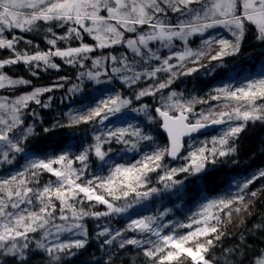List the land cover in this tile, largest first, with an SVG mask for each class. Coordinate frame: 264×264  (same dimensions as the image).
Here are the masks:
<instances>
[{
    "label": "snow or ice",
    "instance_id": "1",
    "mask_svg": "<svg viewBox=\"0 0 264 264\" xmlns=\"http://www.w3.org/2000/svg\"><path fill=\"white\" fill-rule=\"evenodd\" d=\"M217 29L231 38L213 35L195 49L189 46L193 37ZM15 30L42 34L47 48L22 35H6ZM249 34L264 44V0H0V53H8L0 55V90L31 89L14 97L0 95V166H11L20 156L25 161L0 176V264H30L36 256L40 264H71L90 245L88 220L121 216L162 192L186 190L189 177L204 181L217 164L236 163L240 134L249 124H264V72L238 86L215 87L206 97H185L171 89L182 76L223 67L226 57L241 52ZM177 42L183 47L178 49ZM21 64L33 77L59 72L62 65L78 69L79 83L66 89L69 98L83 93L85 81L98 86L118 81L131 92L101 94L65 113L66 121L43 128L55 134L88 125L93 142L72 153L65 141L55 154L41 155L26 148L38 135L40 116L32 106L50 108L52 97L46 94L64 89L70 78L33 87L30 79L11 74ZM149 97L152 103L145 102ZM210 101L218 102L219 110H196ZM131 113L155 130L130 121L109 126L127 121ZM219 125L225 126L220 135L193 146L194 134ZM129 153L135 154L131 163L116 159ZM167 159L184 163L170 167ZM97 161L99 171L93 172ZM153 173L162 188L149 187ZM45 174L50 178L42 182ZM261 178L264 169L233 181L234 195L207 200L185 222H163L166 211L131 219L115 230L98 223L95 238L107 246L106 264H116L117 249L130 247L142 253L144 264H220L213 253L226 235L225 225L234 213L251 215L249 206L264 196V187L251 190V185ZM249 232L264 235V222ZM221 255H226L225 264H245V259L264 264V249L257 254L244 233Z\"/></svg>",
    "mask_w": 264,
    "mask_h": 264
},
{
    "label": "trees",
    "instance_id": "2",
    "mask_svg": "<svg viewBox=\"0 0 264 264\" xmlns=\"http://www.w3.org/2000/svg\"><path fill=\"white\" fill-rule=\"evenodd\" d=\"M57 32H61V29H56ZM22 35L26 39H31L34 43L40 44L41 48H47L41 36H37L34 33H20L15 30L14 33H6V35L11 36ZM195 39H192L194 41ZM193 42H191L192 44ZM178 44V42H177ZM200 46V45H199ZM197 46V47H199ZM23 47V45H21ZM259 47L255 45L253 41V35L249 34L243 44L241 52L237 56L226 57L224 59L223 67H216L214 71L209 72L207 69L201 68L199 72L192 74L191 76H182L176 83L172 86L171 90H175L178 93H183L185 97H206L208 94L212 93L215 87H221L226 84L231 83L233 86L239 85V77L241 76H251L252 72V62L247 61L248 57L257 54ZM0 55L6 56L7 52L0 53ZM58 61V60H57ZM207 63V60L202 61ZM60 63V61H58ZM221 62H213V65H218ZM188 67H194L188 63ZM250 66V67H249ZM211 67V65L209 66ZM15 72L11 70V73L15 76L24 77L32 81L33 87L47 86L58 80L60 76H68L70 79L65 84L63 90L54 91L52 95V104L50 108L41 109L38 106H34L35 111L39 114L40 119L35 121L36 131L38 135L31 139V141L26 145L27 150L40 153L44 155L45 152L53 153L60 151V145L67 141L68 145L71 146V152L76 153L82 150V146L93 142L92 132L90 131V126L81 125L78 128H64L57 129L55 134H45L42 129L45 127H50L57 120L66 121L67 117L64 115L69 111H74L77 107L83 108L94 100V95L100 90L101 85H96L91 81H86L83 86L84 91L82 94L72 95L67 94L66 89L70 86L72 82L76 80V75L78 74V69L70 68L66 65H62L61 71L57 72L52 70L48 74H40L36 77L31 76L24 68V66L17 65L14 66ZM116 91L125 92V88H122L118 81H114L112 84ZM30 88L16 89L10 95L21 94L24 91H30ZM167 91V90H166ZM145 102L152 103V98H146ZM209 106L219 110L218 102L210 101L209 104L197 105L196 110L201 109L207 110ZM137 115L133 117L128 115L127 120H132ZM32 120V117H29ZM135 120V119H134ZM138 121V120H137ZM142 121V120H141ZM141 121L133 122L142 127ZM119 124H125L122 120L114 121V125H109L110 127H119ZM149 128L155 130L154 126L148 125ZM202 136L193 137L191 140H196ZM163 142V141H162ZM116 149L121 148L120 145L115 146ZM238 152L234 159L236 163L231 161H226L217 164L215 170L204 180L198 181L195 178L190 177L186 181V190L180 193L181 197H187L188 201L191 203L197 202L205 198H212L220 195L229 188L234 189L232 186L233 181L236 179L243 180L250 174H253L258 169H264V124L256 123L255 125L249 124L248 127L240 134V139L237 143ZM135 155V154H133ZM129 154H126L123 159L119 155L116 159L119 162L127 163ZM23 160V157H17V161L11 165L10 169L14 166H19ZM93 160L95 158L93 157ZM99 162L92 164L93 172L99 171ZM9 168V167H8ZM4 173V167L0 169V174ZM243 176V177H242ZM50 177L45 174L42 182L48 180ZM54 179V178H53ZM205 185L207 190L205 191ZM264 187V178L257 180L253 185H251V190H259ZM236 192L232 191L231 195ZM167 197L166 193L162 195V198ZM170 196L167 197L169 199ZM247 199V198H246ZM166 199L164 198V202ZM168 204L161 202L160 207H164ZM101 209L103 206H100ZM227 211V210H225ZM248 213L242 212L240 214H233L231 218V223L225 225V237L222 239L220 246L214 249V255L220 259V264H225L226 255H221L222 249H227L229 247L235 246L240 240V234L244 233L247 238V244L254 248L259 253L260 249H264V235H251L249 230H252L254 225L264 222V196L255 200V203L249 206ZM223 216L224 214L221 213ZM241 219L244 220V224L241 225ZM107 222L105 221H95L88 220L87 224L89 226L90 232L92 233L90 237V245L76 258L72 259L71 264H106L108 257L105 252L107 246L101 247L100 241L95 238V232L98 230L96 225L98 223ZM119 220L112 219L110 222V227L113 225H118ZM102 239V238H101ZM135 248H128L125 250L117 249L113 253V259L116 260V264H144L145 258L142 253ZM251 261H254L256 256L251 252L248 253ZM30 264H40V257H33ZM245 264H249V260L245 259Z\"/></svg>",
    "mask_w": 264,
    "mask_h": 264
},
{
    "label": "rangeland",
    "instance_id": "3",
    "mask_svg": "<svg viewBox=\"0 0 264 264\" xmlns=\"http://www.w3.org/2000/svg\"><path fill=\"white\" fill-rule=\"evenodd\" d=\"M213 35L218 37V38L219 37L231 38L222 29L211 30L209 33L205 34V37H198V36L197 37H193L192 39H195V40L192 41V39H191V42H193V43L191 44V42H190L189 46L195 49V48H197V46H199L201 44L202 39H204V38H209L210 39V38H212ZM253 41H254L255 45H257V47H259V49H258V52H257L256 55L247 58L248 59L247 61H249V62L251 61L252 62L251 66H252V70L253 71L252 72L248 71V73H251L252 77L247 76V75L246 76L243 75V76L239 77V85L242 82L246 83L249 78H257V77H259L260 74L262 72H264V44L256 41L254 38H253ZM177 47L179 49V48H182L183 45L180 42H178ZM58 61H57V63H58ZM12 71L15 72L14 68L12 69ZM51 71L52 70H49L48 72L41 71L39 73V75L40 74H48ZM12 75L14 77H19V76H15L14 74H12ZM74 83H79V81L75 80L74 82H72L70 84V86L72 84H74ZM85 83H86V81H85ZM85 83H84V85H85ZM51 84H53V83H51ZM51 84H48L47 86H49ZM100 87H101L100 90L96 93V95H94V100L96 98L100 97L101 94H103L104 96H107V95L111 94L113 91H116L114 86H112L110 84L109 85H101ZM61 90H63V89H61ZM13 91H15V90H0V95H8L10 97H14V95H10V93H12ZM125 92L126 93H130L131 90L125 88ZM52 95H54V94L53 93L46 94V96H51V97H52ZM44 98H46V97H42V99H44ZM138 103L139 102H134V104H138ZM34 106L35 105H33L32 107L34 108ZM76 109H80V108L77 107ZM129 115H131L133 117L136 114L131 113ZM134 119L127 120V121L122 120V122L125 123V124H119V126H127V122L128 121H130V122H132V121L133 122H138V121L142 120L141 121L142 127H144L146 130L149 129L148 124L145 122V119H144L143 116H138L137 115V117H134ZM27 122L29 124H32L33 123V119L31 120L28 117L27 118ZM224 127H225L224 125H220L212 133H210V134H208L206 136L197 138L196 140H191V143L193 144V146H199L200 143L203 142V141H210L212 137L220 135L221 132H222V129ZM131 162H133V154L129 153V158L127 160V163H131ZM24 163H25V161L23 159L19 166H14L11 169H10L11 166H0V169L4 167V173L0 174V176L7 175V174H9V172L17 170L18 168L22 167ZM183 163H184L183 160L171 161V160L167 159V164L170 167H179ZM250 175H252V174H250ZM236 180H239V179H236ZM151 181L152 182L149 185V187L162 188V185L157 183V174L156 173L151 174ZM232 186H234V189L229 188L228 190H226L225 192L221 193L218 196H215V197H212V198L202 199V200H199V201L193 202V203L188 201L187 197H181L180 196V193L183 192V190L180 191V192H176L175 190H173V192H162L161 195L154 196V197H152V198H150L148 200L142 201L141 203L135 205L127 213H125V214H123L121 216L107 218L106 219L107 222H103V223H109L110 224L112 219L119 220V224L118 225H113L111 227L113 230H115V229H120V228L125 227L126 223L130 222L131 219L143 218L145 216H160L161 213L166 212V211L168 212V215L164 217V221L163 222H167V223H174L176 221L185 222L187 220V218L190 215L194 214L196 211H198L200 209L201 204L207 202V200L221 198V197L227 198L229 195H231L232 191L237 190L235 183H233ZM165 193H166L167 197L170 196V198L167 199V197L165 196L164 198L166 199V201L164 202V198H162V195H164ZM161 202H163L165 204H168V205H166L164 207H160ZM101 210H103V208ZM165 231H167V229ZM127 235L128 236H134L136 234L128 233Z\"/></svg>",
    "mask_w": 264,
    "mask_h": 264
},
{
    "label": "water",
    "instance_id": "4",
    "mask_svg": "<svg viewBox=\"0 0 264 264\" xmlns=\"http://www.w3.org/2000/svg\"><path fill=\"white\" fill-rule=\"evenodd\" d=\"M219 126L208 127L206 129L202 130L200 133L194 134V137H197V136H206V135L212 133L213 131H215ZM169 160H171V159H169ZM171 161H174V160H171Z\"/></svg>",
    "mask_w": 264,
    "mask_h": 264
}]
</instances>
